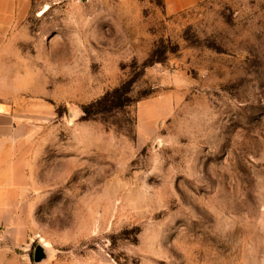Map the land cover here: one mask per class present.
<instances>
[{
    "label": "rangeland",
    "instance_id": "374dc122",
    "mask_svg": "<svg viewBox=\"0 0 264 264\" xmlns=\"http://www.w3.org/2000/svg\"><path fill=\"white\" fill-rule=\"evenodd\" d=\"M9 46L0 264H264V0H35Z\"/></svg>",
    "mask_w": 264,
    "mask_h": 264
},
{
    "label": "crops",
    "instance_id": "0c3cea01",
    "mask_svg": "<svg viewBox=\"0 0 264 264\" xmlns=\"http://www.w3.org/2000/svg\"><path fill=\"white\" fill-rule=\"evenodd\" d=\"M35 0H0V65L10 43L22 27L24 20L32 11ZM23 125L17 115L6 102L0 100V209L6 208V203L14 194L21 193L22 178L21 162Z\"/></svg>",
    "mask_w": 264,
    "mask_h": 264
},
{
    "label": "built area",
    "instance_id": "2783aa9c",
    "mask_svg": "<svg viewBox=\"0 0 264 264\" xmlns=\"http://www.w3.org/2000/svg\"><path fill=\"white\" fill-rule=\"evenodd\" d=\"M55 3H75V4H81V3H91L94 0H52Z\"/></svg>",
    "mask_w": 264,
    "mask_h": 264
},
{
    "label": "water",
    "instance_id": "95a60500",
    "mask_svg": "<svg viewBox=\"0 0 264 264\" xmlns=\"http://www.w3.org/2000/svg\"><path fill=\"white\" fill-rule=\"evenodd\" d=\"M44 258H45V253H44L42 247L39 246L37 251H36L35 260H36V262H40Z\"/></svg>",
    "mask_w": 264,
    "mask_h": 264
}]
</instances>
